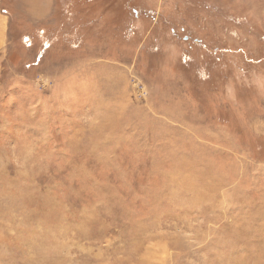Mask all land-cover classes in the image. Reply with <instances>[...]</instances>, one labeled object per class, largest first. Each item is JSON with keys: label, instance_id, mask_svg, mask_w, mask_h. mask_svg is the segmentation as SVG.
I'll use <instances>...</instances> for the list:
<instances>
[{"label": "rangeland", "instance_id": "374dc122", "mask_svg": "<svg viewBox=\"0 0 264 264\" xmlns=\"http://www.w3.org/2000/svg\"><path fill=\"white\" fill-rule=\"evenodd\" d=\"M59 1L0 0V264H264V0Z\"/></svg>", "mask_w": 264, "mask_h": 264}, {"label": "trees", "instance_id": "16d2710c", "mask_svg": "<svg viewBox=\"0 0 264 264\" xmlns=\"http://www.w3.org/2000/svg\"><path fill=\"white\" fill-rule=\"evenodd\" d=\"M78 2H79V0H76V1L68 0L67 3H61V5H60L61 11H62L60 13H63V17L65 18V23L63 24V26H65V29L66 28L68 29V31L65 32L61 36L62 42H65L66 39L70 38V41H68L69 44H70L73 40L77 39L76 37H77V35H79L77 30L73 31V27L71 25L73 20L71 21V19H70L72 17V14L69 12L70 8L75 6ZM92 9H93V7L91 8V11H92ZM3 11H6V10L4 9ZM9 16H10V14H9ZM68 24H69V27H67ZM25 26L26 25L21 24L17 19L16 20H12L10 22V26H9V30L10 31H12V32L14 31L15 33H17V31L21 32V34H20L21 39L19 41L20 43H17V45L13 46L14 50L16 51V52H13V55H15L18 51H20V53L22 52V55H23L24 58H26V56L23 54V51L30 50V48L32 46H34L35 49L37 47H39L38 43L40 42L41 34L44 31V29L42 28L43 30H40L39 33H38V32H36V30L31 29V27H26L24 29ZM68 32L70 33L69 35H71V36H67ZM88 34L89 33H84L83 35H88ZM44 41L49 42L47 37L44 38ZM53 41H55L54 36L52 37V42ZM41 43H43V42L41 41ZM21 50H23V51H21Z\"/></svg>", "mask_w": 264, "mask_h": 264}, {"label": "crops", "instance_id": "0c3cea01", "mask_svg": "<svg viewBox=\"0 0 264 264\" xmlns=\"http://www.w3.org/2000/svg\"><path fill=\"white\" fill-rule=\"evenodd\" d=\"M89 1H90V0H89ZM67 2H68V0H66L65 3H67ZM61 3H64L63 0H62V1H59V6L61 5ZM60 12H62L61 9H60ZM62 14H63V13H62ZM72 17H73V16H72Z\"/></svg>", "mask_w": 264, "mask_h": 264}]
</instances>
